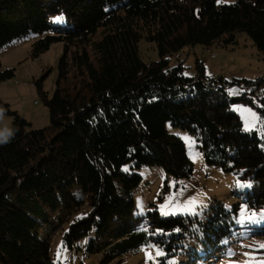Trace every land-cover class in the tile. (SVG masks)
<instances>
[{
    "label": "trees",
    "instance_id": "trees-1",
    "mask_svg": "<svg viewBox=\"0 0 264 264\" xmlns=\"http://www.w3.org/2000/svg\"><path fill=\"white\" fill-rule=\"evenodd\" d=\"M236 31L264 55V0H0V49L31 34L35 57L64 45L53 96L37 82L48 126L32 128L0 98L2 113L13 115L12 134L0 142V264H56L43 228L62 229L65 247L85 246L99 264H122L150 243L166 253L156 264H224L264 238V220L240 222L242 209H264V137L246 131L231 108L253 98L229 92L264 77L230 82L202 64L187 75L169 57L233 43ZM143 39L157 45L158 60L143 61ZM14 75L0 62V84ZM168 123L192 133L208 163L240 173L251 185L246 197L231 208L215 200L200 212L163 215L153 205L138 215V169L161 166L175 180L194 172Z\"/></svg>",
    "mask_w": 264,
    "mask_h": 264
},
{
    "label": "rangeland",
    "instance_id": "rangeland-1",
    "mask_svg": "<svg viewBox=\"0 0 264 264\" xmlns=\"http://www.w3.org/2000/svg\"><path fill=\"white\" fill-rule=\"evenodd\" d=\"M233 1L220 0L218 2L217 0L219 4ZM234 36L235 42L233 43L225 44L221 40L209 46L201 44L187 46L180 52L169 56L171 63L174 65L183 62L184 72L192 76L199 73L198 66L202 64L206 74L224 77L230 82L264 77V55L252 38L245 31H236ZM37 39L38 35L31 34L28 37L14 40L0 49L1 69H15L14 77L0 84V98L8 102L12 110L28 120L32 128H42L50 124V110L37 82H41L42 90L49 98L53 96L59 74V61L64 49L62 42H56L47 51L35 57L32 52L33 44ZM139 50L141 58L147 63L160 58L154 42L141 40ZM242 85L231 86L230 94L235 97L242 96L245 93ZM258 87L263 92L260 97L246 91V94L253 98L254 104L238 101L231 105V108L240 115L244 129L250 119L245 109H250L258 117L264 119L260 110L264 107V83ZM12 121L13 115L2 113L0 110V142L12 134ZM167 128L185 142L188 154L194 163V172L189 178L175 180L171 177L167 178L161 166H143L138 169L143 176L142 183L134 193L138 215H145L149 207L153 205L160 210V206L164 204H168L170 210L183 207L192 208L190 212L177 211L170 215L200 212L215 200H220L226 207L231 208L246 197L250 187L247 186L248 181L241 178L240 173L225 171L219 165L208 163L198 147L196 137L189 131L171 123L167 124ZM251 131H257L261 137H264V125L259 122H256ZM41 237L50 239L51 256L56 264H99L101 261L99 253H89L85 246L81 245L80 248L75 249L65 247L62 229L43 228ZM261 243H264V238H251L243 245L244 251H239L237 258L227 259L223 263L244 261L248 259L243 255L246 252L255 256V250L258 248L245 247V245ZM157 250L166 254L161 248L150 243L143 245L138 252L126 255L122 264L159 263L161 256H156ZM148 253L152 254L153 259H147Z\"/></svg>",
    "mask_w": 264,
    "mask_h": 264
},
{
    "label": "snow or ice",
    "instance_id": "snow-or-ice-1",
    "mask_svg": "<svg viewBox=\"0 0 264 264\" xmlns=\"http://www.w3.org/2000/svg\"><path fill=\"white\" fill-rule=\"evenodd\" d=\"M218 2H220V0H218ZM57 19H60V17H58ZM244 111L249 113L250 119L247 121L246 123V127L245 130L246 131H251V129L253 127H255L256 122H259L260 124L264 125V119H261L260 117H258L256 115L255 112H252L250 109H245ZM248 187H250L251 185H247ZM142 210V209H141ZM160 210L162 212L163 215H170V214H175V212L180 211V212H184V211H192L191 207H183V208H176L174 210H170L168 204H164L160 206ZM242 215L240 216V222L241 223H257L260 220H264V209L260 210L259 213H257L256 211H251L250 213L248 212V210L242 209ZM245 247H256L260 250H264V243L258 244V245H245ZM164 255V253L162 251L157 250L156 252V256H162ZM229 256H233L235 255L234 252H232L231 250H229L228 252ZM243 255H245L246 257H248V259H246L243 262L240 261H229V264H264V258H256L255 256H253L250 253H244ZM147 259L151 260L153 259V256L151 253L147 254Z\"/></svg>",
    "mask_w": 264,
    "mask_h": 264
},
{
    "label": "built area",
    "instance_id": "built-area-1",
    "mask_svg": "<svg viewBox=\"0 0 264 264\" xmlns=\"http://www.w3.org/2000/svg\"><path fill=\"white\" fill-rule=\"evenodd\" d=\"M242 89L246 92H249V94H253L256 96H262L263 92L260 90V88L257 85H250V84H243Z\"/></svg>",
    "mask_w": 264,
    "mask_h": 264
},
{
    "label": "crops",
    "instance_id": "crops-1",
    "mask_svg": "<svg viewBox=\"0 0 264 264\" xmlns=\"http://www.w3.org/2000/svg\"><path fill=\"white\" fill-rule=\"evenodd\" d=\"M230 92V91H229Z\"/></svg>",
    "mask_w": 264,
    "mask_h": 264
}]
</instances>
